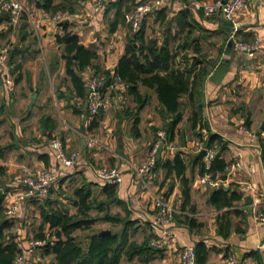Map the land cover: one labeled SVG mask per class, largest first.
<instances>
[{"label":"crops","instance_id":"obj_1","mask_svg":"<svg viewBox=\"0 0 264 264\" xmlns=\"http://www.w3.org/2000/svg\"><path fill=\"white\" fill-rule=\"evenodd\" d=\"M18 1L24 9L18 24L9 27L7 21L0 23V35L3 32L10 34L12 28L14 31L18 27V34L10 35L15 42L10 54L13 50L16 51L12 63L14 67L18 65L11 72L14 74L17 71V74L15 77L13 75L14 86L10 92L0 88L1 105L10 103L15 84L21 80L20 69L28 72L24 76L29 87L32 86L31 81L36 71H43L37 74L39 83L35 90L34 106L32 104L31 107L32 109L36 105L41 112L38 137H60L67 154L78 153L76 164L59 170L62 178L58 180V186L66 181L73 184L68 198L69 206L74 211H70L65 204L61 207L67 208L70 214L75 212L72 204L73 190L82 184H92L93 192L98 199H102L103 193L100 190L107 182L100 179L96 172L101 167L115 168L121 180L115 183L116 197L110 200L109 212L121 215L128 212L130 219L134 221L132 228H135L131 240L140 244L146 238L157 236L153 226L157 216L156 199L162 200L174 211V237L161 251L141 254L133 259L132 264H176L179 247L195 246L200 241L208 249L204 264H221L227 255L235 256L239 264H264V223H257L253 219L254 211H264V129L260 130L264 122V0L247 2L235 15L230 29L225 28L223 21L226 20L220 13L205 14L198 0H162L144 17L143 39L156 40L157 45L166 42L170 51L175 53V67L190 73L191 80L193 77L199 80L200 84L196 86L199 94L192 101L202 104V127L193 129L189 119L190 99L187 94L180 97L183 106L178 111L180 120L169 140L172 148L160 150L155 166L146 173H140L139 168L157 140V131H166L172 121V115L164 110L154 89L139 84V94L136 97L128 91L127 84L113 90L109 110L94 118L97 122L92 126L93 117L84 108L76 107L70 102L71 96L76 93L65 74L62 48L55 42V34H61L62 28L42 19L41 14L45 11L38 8L34 0ZM134 1L130 0L126 4L130 7L129 10L134 8ZM73 6V13L66 19L69 21L67 30L77 34L81 44L92 47L96 52L91 64L82 71L86 87L87 77L91 74H110L115 71L133 32L121 17L125 5L119 9V6L106 4L95 9L92 0H73ZM182 10L185 14L181 13ZM231 33L236 40L256 43L257 48L251 56L233 51L228 71L220 83L215 85L209 81L208 76L220 61ZM44 73L51 87L57 84L52 107L55 113L62 114L63 123H59L55 115L44 114L50 110V98L45 96L47 91L42 90L47 88ZM18 75L20 79L16 82ZM56 78H59V82H56ZM28 106L26 112L29 114L31 109ZM47 117L52 120L51 129L41 127L40 120ZM27 119L28 116L18 118L17 126ZM14 133L21 134V129ZM46 134H50V137ZM212 134L219 136L221 143L215 140L208 146L216 148L217 154H220L225 163L223 170L214 171V176L226 178L228 184L222 187L236 190L240 196L231 208L221 211L208 201L215 190L205 188L198 181L203 162L197 155L200 147L207 146L206 140ZM90 136L97 137V144L93 148L85 144ZM40 146L41 144L34 148L27 147L32 150L31 154L14 144L4 150L2 158L6 161L0 158V165L5 166L7 171L16 172L14 180L4 181L10 189L4 205L16 191L15 178L23 172L32 168L35 171L43 168L60 169L48 143ZM39 154H46L48 167L43 158L38 157ZM176 154L183 158L186 165L184 174L191 180L190 204L194 212H189L187 205L181 210L180 179L174 173L166 175L163 166L165 160H171ZM234 164H238V168H234ZM246 183L251 186V190H243ZM115 199L118 202H113ZM35 200L33 198L21 203L12 229L16 241L28 256L32 249L29 250L26 239L29 233L26 224L29 222L25 218H28L30 209H35ZM225 210L241 212L239 215L231 214L233 228L237 225L240 231L232 229L227 238H222L217 235V222L219 215ZM35 212V217L40 220L38 211ZM185 215L195 219L192 227L186 224ZM39 225L40 222L38 228ZM118 225L122 224L114 226ZM105 229L113 231L108 225L99 231ZM37 247L38 245L34 248Z\"/></svg>","mask_w":264,"mask_h":264},{"label":"trees","instance_id":"obj_2","mask_svg":"<svg viewBox=\"0 0 264 264\" xmlns=\"http://www.w3.org/2000/svg\"><path fill=\"white\" fill-rule=\"evenodd\" d=\"M34 1L35 5L45 12L74 11L73 0ZM128 1L130 0H112L108 4L119 6V9L125 5L126 8L121 14L122 19L125 20V14L133 9L129 10L130 7L126 5ZM210 1L212 0H198L199 4ZM136 4L137 2L134 1L132 5L135 6ZM181 13L185 14V11L182 10ZM0 16V23L3 21L8 22L9 15L7 12L0 14ZM143 20L139 29L133 32L132 39L127 41L124 54L119 58L115 72L127 84L128 91L135 97L139 94V84L154 89L164 110L172 115V121L166 129L167 140H171L173 129L180 120L176 114L183 106L179 99L184 94L188 95L191 102L189 104L191 106L189 119L192 128L202 127V104L192 101L193 97L199 94L196 86L200 82L196 80V77L191 80L190 73L175 67V53L170 51L166 42L157 45L156 40L143 39ZM59 26L62 28V33L55 34V42L62 48L61 57L65 60V74L69 77L75 93L84 97L86 87L82 78V71L91 64V61L96 57V52L92 47H86L81 44L78 35L67 30V24L61 23ZM15 53L16 51L14 50L11 52L9 63L13 61ZM15 67L18 68V65ZM19 79L20 76L18 75L15 78L16 82ZM199 79L201 80V77ZM101 115L102 111L93 119ZM95 119L92 120V126L96 125L97 121ZM51 122L52 120L49 117L40 120L41 127L47 129L53 127ZM46 136L50 137V134H46ZM215 140L221 143V138L216 134H212L206 140L205 145L208 146ZM7 147H12V144L0 146V158L3 157L4 150ZM50 152L53 153L51 150ZM38 157L43 158L46 167L49 166L46 154H39ZM163 166L166 169V175L174 173L180 179L181 210H184L187 205L189 206L188 211L194 212L193 206L190 204L191 180L184 174L186 165L183 158L176 154L171 160H165ZM224 166L225 163L220 158V154H217L212 162V172L221 171ZM5 172L6 167L0 165V176L4 175ZM200 172L201 175L204 173L203 166H201ZM91 185L82 184L73 190L72 204L75 207V212L72 214L63 206H55L48 196L35 200L40 217L36 238L44 242L41 246L42 255L51 256L48 264H132L133 259L141 254L149 255L162 250L149 246V238L144 239L140 244L131 240L135 228H132L134 221L130 219L127 211H125L124 215L111 214L109 212L110 200L116 197L115 184L106 183L102 186L100 190L103 193L102 199L97 198ZM9 190L4 180L0 179V264H13L16 255L21 252V248L16 241V235L12 231L15 225V216L4 214V201ZM239 197L236 190L220 187L211 194L208 201L217 210L221 211L231 208L234 201L239 199ZM113 202H118V200L115 199ZM91 211H95V213L91 214ZM240 213L238 210L233 212L225 210L222 212L217 222V235L227 238L232 229L235 232L240 231L237 225L233 228L231 219V214L239 215ZM184 219L189 227H192L195 223V219L189 215H185ZM96 222L122 225L119 230L111 231L108 235H99V230L93 231L86 236L85 241L79 240L75 236V231L91 229ZM45 229L48 230L47 234L44 232ZM194 248L196 264H204L208 249L202 241L198 242Z\"/></svg>","mask_w":264,"mask_h":264},{"label":"built area","instance_id":"obj_3","mask_svg":"<svg viewBox=\"0 0 264 264\" xmlns=\"http://www.w3.org/2000/svg\"><path fill=\"white\" fill-rule=\"evenodd\" d=\"M112 0H92V6L95 9L104 7ZM162 0H138L134 8L125 14V22L131 32H136L143 20V18L152 11V9L161 3ZM250 0H212L199 4L204 13L209 15L213 13H220L224 20L233 22L235 15L245 6ZM23 6L18 0H0V14L7 12L9 20L7 25L14 27L18 24ZM42 19L51 22L54 25L61 24L64 20L68 19L69 12L57 11L54 13L43 12ZM230 38L233 40L232 50L237 54L244 56H251L257 48L256 43H246L236 40L231 33ZM10 49L7 46L0 48V75L1 82L0 88L6 92H10L14 86V77L11 72L9 63ZM124 81L114 71L110 74L93 73L87 77L86 92L84 97L73 94L71 103L80 108H84L91 117L107 112L111 105V92L113 90L123 88ZM85 144L89 148L95 147L97 144V137L90 136L85 140ZM48 147L53 151L54 156L60 164V169H41L37 171H25L15 178L14 194L10 195L11 199L4 205V214L7 216H15L20 208L22 202L29 199H42L47 197L50 189L55 187L61 177L60 171L62 169L72 167L78 161V153L65 152L64 145L60 137H54L48 142ZM171 144L167 140L166 131L160 129L157 131V140L152 145L150 153L146 160L141 164L140 173L149 172L156 164L160 150L171 149ZM205 152L202 156L204 173L199 177L200 185L210 190H216L228 184V180L220 179L214 176L211 170L212 162L217 155L216 148L212 146H202L201 149ZM234 168H238V164H234ZM226 170L228 167L225 168ZM97 176L107 183H119L121 176L117 169L101 167L97 170ZM243 190H251L249 184H244ZM8 197V196H7ZM10 198V197H9ZM155 207L157 209V216L153 222L154 229L156 230V237L149 240V246L156 249H163L168 241L174 237L172 231V224L174 221V211L171 207L165 204L162 200H155ZM253 219L257 223H264V211H254ZM41 241H34L30 243L31 247H35ZM20 247V245L18 244ZM29 246V250L30 247ZM21 248V247H20ZM178 259L176 264H196V252L194 246L183 245L177 249ZM13 264H37L36 260L28 256L24 250L18 253L14 259ZM221 264H239L235 256L227 255Z\"/></svg>","mask_w":264,"mask_h":264},{"label":"rangeland","instance_id":"obj_4","mask_svg":"<svg viewBox=\"0 0 264 264\" xmlns=\"http://www.w3.org/2000/svg\"><path fill=\"white\" fill-rule=\"evenodd\" d=\"M12 31H13V28L11 29L10 34L3 32L0 35V48L7 46L11 50L14 47L15 42L11 40L10 35L18 34V27H15L14 31L13 32ZM10 66L12 70V68H14V65L12 62L10 63ZM20 72H21V80L18 84H15V89L10 95V100H11L10 103L1 105V98H0V146H4L6 144H14L15 146L21 147L27 153L31 154L32 150L31 149L29 150V148H34L38 144H41L40 147H42V144L46 145L52 138L57 137V136H53L48 139H45V138L42 139L38 137L37 128L39 125L38 120H39V117L41 116L40 108H37L35 105V107L30 110L29 114L26 112V107L30 103L32 94L35 92V90L38 87L39 80H38L37 74H40V72H43V71L41 70L36 71L35 77L33 81H31L32 83L31 87H29V83L26 77L24 76V74L25 73L27 74L28 72L25 70H21V69H20ZM16 74H17V71L14 72L13 74L14 77ZM44 75L47 80V88L44 87L42 88V90L47 91L45 96L47 98H50L49 103H48V105H50V110H47L44 114L55 115L58 122L63 123V119L61 117L62 114L55 113V109L53 110V107H52V101H53L52 98H53V95L55 94L54 88L56 87L57 84H54L53 87H51L48 83L47 75L45 73ZM56 79H57L56 82H59V78H56ZM70 99L72 100V97ZM33 106H34V103H33ZM21 116H28V119L22 125L20 124L19 126H17V120ZM20 129H21V134L14 133L15 131L19 132ZM24 147L26 148L29 147V148H27L28 149L27 150ZM13 153L17 154V152L15 151ZM2 159H3L2 161H6L4 158ZM43 169H48V168H43ZM29 170L32 172L35 171L34 168H32V170L31 169ZM14 175H16V172L7 171V168H6V172L4 173V175L0 176V179L4 180L5 182H10L11 180H14ZM60 176H62V174ZM58 185H59V182L57 183L55 187H52L50 189V192L48 193L47 196L53 201V204L55 206H61L62 204H65V206H67L70 209V211L73 212L74 209L72 206H69L70 201L68 198V196L71 195V189L73 187V184L69 182L67 183L66 181L63 183L62 186H58ZM34 206H35V209L34 210L30 209L28 218H25L29 222L26 224L29 230V233L26 236V239L29 242L28 246H30L31 242L38 241L36 239V234L38 231V223L40 222V220L38 217H35L34 215L36 213L35 210L38 211L37 202L36 204H34ZM91 214H94V212H91ZM106 224L109 227H112L113 231H117L121 228L120 225L114 226V225H110L109 223L96 222L91 227V229L77 230L74 232V234L79 240L85 241L86 236H88L93 231H97L99 229L105 228V226H107ZM47 233H48V230L46 229V234ZM40 243L41 244L38 245L39 248L37 247V249L30 246L31 247L30 250L32 249L30 252V257L36 260L37 264H42V263L48 264V262L51 260V256H46V257L42 256L41 246L44 242L41 241Z\"/></svg>","mask_w":264,"mask_h":264},{"label":"water","instance_id":"obj_5","mask_svg":"<svg viewBox=\"0 0 264 264\" xmlns=\"http://www.w3.org/2000/svg\"><path fill=\"white\" fill-rule=\"evenodd\" d=\"M72 13H73L72 11H69V14H72ZM68 22H69L68 20H64L62 23L68 24ZM223 24H224L226 29H230L233 26V23L231 21H223ZM232 47H233V40H232V38H229L227 40V43H226V46H225V49L223 51V54H222V57H221L220 61L217 63V65L214 67V69L210 72V74L208 76L209 81L212 82L215 85L220 83V81L222 80L223 76L228 71L229 65L231 63V58H232V52H233ZM35 97H36V92H34L32 94V97L30 99V103H29V106H28L29 110L31 109L32 104L35 101ZM179 115H180V113L177 112L176 116L179 117ZM263 129H264V122H263V124L260 127V130H263ZM204 152H205V150L202 148L199 151L197 157L201 159L203 154H204ZM110 233H111L110 230H107V229L100 230L98 232L99 235H108Z\"/></svg>","mask_w":264,"mask_h":264}]
</instances>
